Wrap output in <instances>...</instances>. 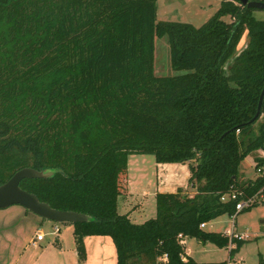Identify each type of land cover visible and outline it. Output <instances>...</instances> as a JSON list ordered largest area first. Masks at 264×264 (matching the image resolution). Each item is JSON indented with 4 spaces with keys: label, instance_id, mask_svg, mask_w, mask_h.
<instances>
[{
    "label": "trees",
    "instance_id": "1",
    "mask_svg": "<svg viewBox=\"0 0 264 264\" xmlns=\"http://www.w3.org/2000/svg\"><path fill=\"white\" fill-rule=\"evenodd\" d=\"M157 1L0 0V186L23 168L52 172L19 186L89 217L71 224L79 262L86 236H109L116 264L163 255L165 264H191L177 236L228 247L227 236L200 224L234 213L235 202L220 201L231 187L250 196L264 185V169L254 179L239 174L264 149V92L251 122L264 89V20L217 0L195 28L159 21ZM164 36L171 69L182 74L154 73ZM131 155L187 164L195 194L157 193L155 217L132 224L117 211ZM231 243L232 258L245 241Z\"/></svg>",
    "mask_w": 264,
    "mask_h": 264
},
{
    "label": "rangeland",
    "instance_id": "2",
    "mask_svg": "<svg viewBox=\"0 0 264 264\" xmlns=\"http://www.w3.org/2000/svg\"><path fill=\"white\" fill-rule=\"evenodd\" d=\"M218 5L219 3L216 0H158L156 3L157 19L159 21L188 23L195 28H198L215 13ZM254 16L258 20H264V10H255ZM154 73L160 77L182 74V72H176L171 69L169 46L167 37L165 36L155 40ZM255 156L256 154L254 153L252 155L250 154L244 159V161H242L239 168V174L243 180L247 179L249 175H254V171L249 165L253 162L252 160ZM128 162H131V164L128 165L129 170H131V179L136 188H141L144 181H147L148 179L150 180V186H154L156 162L152 155H133L128 159ZM137 166L138 170L134 172L133 170H135ZM124 182V178H122L120 180L122 189ZM124 195H126V193L120 197H123ZM122 212L123 211L119 208L118 213L124 215ZM245 215L246 216L243 215L239 217L238 221L241 220L247 224L250 223L248 226L251 227V229L249 228V235L253 238V228L258 226L260 217H264V206L253 207L250 209V213ZM146 216L147 219L151 217L149 214ZM216 220L215 228H213L216 231H222L231 225V220L228 216H221ZM209 226L210 225H207L206 229L209 230ZM54 227H57L63 232L65 227L72 226L67 223L60 224L42 219L18 205H13L6 209H0V264H13L24 252H26L28 256L27 264H31L33 260L40 255L39 253L42 249L48 243L51 244L54 241L55 235L58 234L54 233ZM38 232L44 234V241L37 244L38 248H33L30 241L35 238V235ZM63 234L66 237L65 238L64 235H62L64 241L65 239L66 241L71 240L70 235L65 232H63ZM257 248H259V251L264 254V237L259 242H255L254 240L249 241L243 248L241 253V257L244 260L243 264H258ZM206 249L209 250L203 251L201 246L195 248V250H199L198 253H196L195 258L202 262H207L205 264H209V262L210 264L212 262H219L225 258V252L221 249H213L211 247ZM52 256L53 255L47 254L46 259H52Z\"/></svg>",
    "mask_w": 264,
    "mask_h": 264
},
{
    "label": "crops",
    "instance_id": "3",
    "mask_svg": "<svg viewBox=\"0 0 264 264\" xmlns=\"http://www.w3.org/2000/svg\"><path fill=\"white\" fill-rule=\"evenodd\" d=\"M226 20L229 21L228 18ZM245 44H246V39L245 36H243L239 45L237 46V50L240 51V49H242L245 46ZM132 156L133 155L129 156L128 159ZM128 164L130 165L131 162H127L128 172H127L126 195H124L123 197L120 196L118 197L117 211L120 208L123 211L122 214L126 215L132 224L140 225L144 223L146 220L155 217V196L157 193H175L177 192V190H182L183 193L188 194L190 197L195 194V190L188 186L189 169L187 164H178V163L157 164L156 163L154 186L153 187L150 186L149 183L150 180L148 179L147 181H144L141 188L135 187L134 182L131 179V175H130L131 170H129ZM249 166L252 167V163ZM137 170H138V166L133 171L135 172ZM253 177L254 175H249L247 179H252ZM258 206L259 207L264 206V203L257 205V207ZM250 209L239 213L234 220H232L229 217L231 220V225L228 228L223 229L222 231L220 230L216 231L213 229L215 228V224H216L215 222L217 221L216 220L217 218L205 224V227L203 229L207 232L220 233L227 237L229 232L240 233L248 236V238L244 240L245 243L243 244V246H241V248L234 254L232 258L229 256V250L232 249L234 245L229 244L228 247L221 248V250L225 252V258L219 262H212L211 264H243L244 260L241 257L243 248L248 244L249 241L254 240L255 242H259L264 237L263 216L260 217L258 226L253 228V238H251V236L249 235L250 232L249 230L251 229V227L248 226L250 225V223L247 224L246 222H242L241 220L238 221L239 217L243 215L246 216L245 214L250 213ZM147 214L151 216L148 219L146 216ZM207 225H210L209 230L206 229ZM70 226L72 225L70 224ZM63 230H64L63 232L70 235L71 240L66 241L65 239L64 241L62 239V235H64L63 232H61V230L58 229L57 227H54V233H58L57 235H55L54 241L51 244L48 243L39 253L40 255L37 258H35L31 264H35V263L116 264V251L113 242L109 236H86L83 239L85 255H86L85 261L79 262L75 250L73 226L65 227V229ZM182 238L184 243L183 244L184 256L187 261L191 262V264L207 263V262H202L195 258L196 253H198L199 251V250H195V248L201 246L203 248V251L209 250L206 248H210V247L213 249H220L210 243L202 244L199 241L195 240L194 238H188V237H182ZM42 241H44V239ZM37 244L36 246H33V248H38ZM257 249H258L257 251L258 264H260L261 262L262 264H264V254L259 251V248ZM47 254L53 255L52 259L47 260L46 259ZM27 261H28V256L26 252H24L23 254L20 255V257L17 260H15L13 264H17V263L27 264Z\"/></svg>",
    "mask_w": 264,
    "mask_h": 264
},
{
    "label": "water",
    "instance_id": "4",
    "mask_svg": "<svg viewBox=\"0 0 264 264\" xmlns=\"http://www.w3.org/2000/svg\"><path fill=\"white\" fill-rule=\"evenodd\" d=\"M240 2L242 5L250 9L264 10V2L247 1V0H233ZM264 89L260 96L258 110L251 122L255 121L259 116V109L263 96ZM52 175L50 171H37L31 168H23L15 172L5 183L0 186V209H6L13 205L23 207L30 213L38 217L52 221L55 223H83L89 220V217L75 213L72 211H59L51 208L48 204L40 202L38 198L20 188V182L24 179H40L47 178Z\"/></svg>",
    "mask_w": 264,
    "mask_h": 264
},
{
    "label": "built area",
    "instance_id": "5",
    "mask_svg": "<svg viewBox=\"0 0 264 264\" xmlns=\"http://www.w3.org/2000/svg\"><path fill=\"white\" fill-rule=\"evenodd\" d=\"M255 154H256V156H255L256 158H258L259 160H262L264 162V149H262V148L258 149L255 152ZM252 161H253L252 162L253 163L252 169L254 171V177L252 179L257 178V177H261L262 176V169H264V164L261 167L256 168V164H255L254 160H252ZM220 201L223 203L229 202V201L235 202L234 213L230 216V218L232 220H234L239 213L264 203V185L250 196H247L246 194H244L243 191H239V190H236L233 187H231L228 192H226L225 194L220 196ZM199 227L201 229H203L205 227V224L202 223V224H200ZM263 232H264V226H263ZM182 237L183 236H181L179 234L177 236V239H178L179 244L183 247L184 243H183ZM228 238H229V244H232L231 243L232 239L244 241L245 239L248 238V236L244 235V234H240V233L229 232ZM43 239H44V234L41 232H38V233H36L35 238L32 239L31 245L36 246V244L38 242L42 241ZM181 261L183 263H187V260H186L184 255L181 256ZM166 262H167V256L166 255L159 257L157 260V264H165Z\"/></svg>",
    "mask_w": 264,
    "mask_h": 264
}]
</instances>
